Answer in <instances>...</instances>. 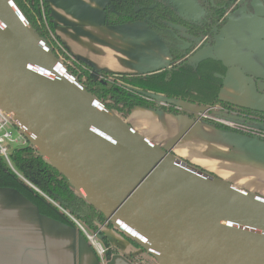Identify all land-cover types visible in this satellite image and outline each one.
<instances>
[{"label": "water", "instance_id": "obj_1", "mask_svg": "<svg viewBox=\"0 0 264 264\" xmlns=\"http://www.w3.org/2000/svg\"><path fill=\"white\" fill-rule=\"evenodd\" d=\"M167 1L192 23L204 15L196 0ZM147 95L159 107H184ZM0 109L103 215L95 234L106 254L134 261L101 236L110 226L158 264H264V198L177 159L120 121L63 69L12 0H0ZM196 109L181 110L192 118L179 115L190 129L202 123L197 112L209 110Z\"/></svg>", "mask_w": 264, "mask_h": 264}, {"label": "crops", "instance_id": "obj_2", "mask_svg": "<svg viewBox=\"0 0 264 264\" xmlns=\"http://www.w3.org/2000/svg\"><path fill=\"white\" fill-rule=\"evenodd\" d=\"M49 4L53 32L62 49L93 70L138 75L169 67L168 48L146 24L109 26L103 22L107 0H49ZM251 7L253 14L240 10L243 32L241 18L233 14L227 20V31L221 29L217 34L213 47H219L220 55L216 57L228 66L218 96L264 112V69L260 67L264 66V0L254 1ZM241 35L246 36L244 40ZM235 44L241 47L235 49ZM125 122L151 144L172 149L174 157L234 187L243 188L220 173L232 170L247 176L248 171L257 174L264 170V144L237 134L204 124L190 129L189 118L143 107L134 108ZM123 246L126 251L121 252L133 262L114 251L100 259L70 222L39 213L17 190L0 187V264L147 263Z\"/></svg>", "mask_w": 264, "mask_h": 264}, {"label": "trees", "instance_id": "obj_3", "mask_svg": "<svg viewBox=\"0 0 264 264\" xmlns=\"http://www.w3.org/2000/svg\"><path fill=\"white\" fill-rule=\"evenodd\" d=\"M12 1L63 69L120 121L125 122L136 107L192 118V115L170 104L166 107L157 106L147 95L162 94L197 107H218L220 112L235 116L231 122L237 124L238 128L209 120L207 122L216 129L236 132L264 143V112L219 99V91L228 70L226 63L215 56L195 63L189 60L200 47L214 44V39L225 22L227 11L234 8L237 0H197L205 10V16L200 23H192L182 18L166 0H115L109 3L103 14L106 25L146 23L168 48L171 62L168 69L147 74L117 75L97 72L103 77L100 81L94 80L97 73L91 67L74 58L71 61L62 51L53 32L49 0ZM11 160L14 169L47 198L11 172L1 159L0 187L17 190L35 205L39 213L68 221L74 226L61 210L49 202L51 200L88 232H95L105 222L103 215L70 186L55 166L38 155L32 147L14 150Z\"/></svg>", "mask_w": 264, "mask_h": 264}, {"label": "rangeland", "instance_id": "obj_4", "mask_svg": "<svg viewBox=\"0 0 264 264\" xmlns=\"http://www.w3.org/2000/svg\"><path fill=\"white\" fill-rule=\"evenodd\" d=\"M242 9L246 12L245 7H242ZM237 15H238L239 18H241L239 20L240 21L239 22L240 23L239 24V28L243 32L244 31L243 30V26H242L243 25V18L240 15V10L237 12ZM226 25H227V23L223 25V29H225L227 31L228 28H227ZM245 37L246 36H242V35L239 36V38L240 39H243V40L245 39ZM240 39H239V43H241ZM258 43H261V41H258ZM240 47H241V45L235 44V49L236 48H240ZM258 53L259 52H257V54ZM219 55H220L219 47L216 46V47H213L212 48V46H202V47H200L199 49H197L192 54V56L189 58V60L192 63H195V62L203 59L204 57L219 56ZM68 58H70L71 61L74 60L70 56H68ZM260 67L262 69H264V66H260ZM106 79L110 80L109 78H106ZM94 80L100 81V80H103V77L100 76L97 73V77H95ZM158 95L159 96H165V95H162V94H158ZM168 99L180 100L178 98H173V97L172 98H168ZM186 105L187 104L184 103V105H182V106H184L183 108H185V107L186 108H189L190 111H192L194 109L197 110L196 109L197 106H195V105H192V104H190V106H186ZM177 108H179V107H177ZM212 108H213L212 112H208V116H210L212 118H215V119H218V118L224 119V120H227L226 122H231L230 120H234L235 119V116L234 115L220 112V110H218V107H212ZM182 109L179 108V110H182ZM167 114H169V113H167ZM200 114H201V111H198L197 112V116L200 115ZM170 115L176 116L175 114H170ZM201 124L214 127L211 123L207 122L206 120H202V123ZM221 131H224V129H222ZM229 132H232V131H229ZM234 133H236V132H234ZM179 160H181V159H179ZM257 164H260V163L258 162ZM190 165L195 166L194 164H190ZM252 171H256V170L253 169ZM260 171H261V173H257V174L248 171V175L246 176L245 175V172L236 173L235 171H232L231 170L227 174L220 173V177H222L225 180L233 181L234 183L238 184L240 187H243L241 189H243V191H245L247 193H251L253 195H256V196H259L261 198H264V170L262 169ZM93 233H95V232H93ZM101 236L106 237L110 243H113L114 245H117L122 250H125V246H123V244L126 245V246H129L131 248L132 252L134 253L133 254L134 256H141V257H143V259H145L148 264H158L156 262V260L152 257V255H150L147 251H145L142 248H140V247L136 246L135 244H133L128 238H126L124 236V234H122L120 231H117V230H115L114 228H112L110 226H106L104 228ZM98 240L102 243V238L101 237H99Z\"/></svg>", "mask_w": 264, "mask_h": 264}, {"label": "built area", "instance_id": "obj_5", "mask_svg": "<svg viewBox=\"0 0 264 264\" xmlns=\"http://www.w3.org/2000/svg\"><path fill=\"white\" fill-rule=\"evenodd\" d=\"M62 51H64L62 49ZM162 106H167L168 104L161 103ZM213 110V108H209L208 111H204L200 115L197 116L199 121L209 120L218 124H222L224 126H228L231 128H238L237 124L232 122H226L223 120L215 119L208 116V112ZM30 144L28 140L24 137L23 134L14 126L11 116L4 113L0 109V159L5 163L7 168L13 172L16 176H18L22 181H24L28 186L33 188L35 191L40 193L37 189H35L30 183H28L13 167L11 154L14 150H20L29 147ZM43 195L42 193H40ZM44 196V195H43ZM47 198L46 196H44ZM49 200V199H48ZM56 208L61 210L67 218L74 224L75 228L84 236L90 246L93 248L95 254L98 258L102 259L106 254L107 249L104 245L97 239L95 233L88 232L83 225H81L77 220H75L71 215H69L66 211L62 210L57 203L49 200Z\"/></svg>", "mask_w": 264, "mask_h": 264}, {"label": "flooded vegetation", "instance_id": "obj_6", "mask_svg": "<svg viewBox=\"0 0 264 264\" xmlns=\"http://www.w3.org/2000/svg\"><path fill=\"white\" fill-rule=\"evenodd\" d=\"M113 1H115V0H107V4H106V6L109 4V3H112ZM167 1V0H166ZM254 1H258V0H237V2H236V4H235V6H234V8L232 9V10H230V11H227V13H226V15H225V22H224V24H226L227 23V20H228V18H230L231 17V15H233V14H237V12L239 11V10H243L242 9V7H245V9H246V12L244 11V13H246V14H253L254 13V10H253V8L251 7V3H253ZM196 2L198 3V1L196 0ZM167 3H168V1H167ZM170 4V3H169ZM199 4V3H198ZM171 5V4H170ZM106 6H105V8H106ZM172 6V5H171ZM199 6L203 9V12H204V15H203V17L201 18V20L204 18V16H205V10H204V8L199 4ZM240 8V9H239ZM176 11V10H175ZM201 20H200V22H201ZM199 22V23H200ZM144 24H146V23H144ZM223 24V25H224ZM147 25V24H146ZM223 25H222V27H221V29H223ZM220 29V30H221ZM219 30V31H220ZM219 31H218V33H219ZM217 33V34H218ZM164 43V42H163ZM165 45V44H164ZM166 46V45H165ZM212 46H214V44L212 45Z\"/></svg>", "mask_w": 264, "mask_h": 264}]
</instances>
